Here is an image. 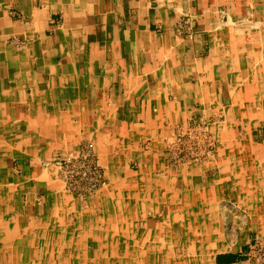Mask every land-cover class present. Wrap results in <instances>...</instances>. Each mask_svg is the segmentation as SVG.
<instances>
[{
  "label": "crops",
  "instance_id": "1",
  "mask_svg": "<svg viewBox=\"0 0 264 264\" xmlns=\"http://www.w3.org/2000/svg\"><path fill=\"white\" fill-rule=\"evenodd\" d=\"M248 6L264 0H0V264L246 262L249 222L264 230V109L233 45ZM219 113L214 160L173 173L165 140ZM87 139L109 187L83 212L40 161ZM162 206L176 221L150 226Z\"/></svg>",
  "mask_w": 264,
  "mask_h": 264
},
{
  "label": "rangeland",
  "instance_id": "2",
  "mask_svg": "<svg viewBox=\"0 0 264 264\" xmlns=\"http://www.w3.org/2000/svg\"><path fill=\"white\" fill-rule=\"evenodd\" d=\"M248 10L250 14L252 15V17L254 18L252 22L248 24H244L241 27L240 26L237 27V28H240L239 35L240 37H242V40L240 42L242 43V45H240L241 47H239V45H236L234 43L233 45L234 47L239 48V51H238L239 55L244 57L245 61L242 62V66H243V69H245L248 72V76H249V81H250L249 86H248L249 95L247 97L245 96L248 101L245 104H247L250 108H252V111H255V112L258 111L260 113H263L262 111L264 109L263 108L264 106V8L257 10L256 7L248 6ZM257 14H260V16H258ZM185 25L188 26L189 23L185 22ZM238 53L237 51H235L234 58L237 57ZM223 117H224L223 113H219L218 115H215V117L202 118V119H196L195 117L192 116L190 118H187L184 125H180L179 127H177L174 133L171 134L170 137L165 140V144H166L165 145V152H166L165 157L166 159L168 158L169 164H170V167L172 168L173 173L174 172L178 173L180 167H186L188 170H191L193 167H197L201 164H204L205 162L209 160L210 161L214 160L218 149L221 146H223L224 141L214 134L212 127L215 124V122L222 120ZM89 143L94 144L93 151L98 159V162L101 166L102 171H104V176L106 177L107 183L104 186H101L93 194L85 196V198L81 197L74 191L68 190L67 186L64 185V190L68 194L70 193V195H72V198H73V201L72 200L67 201L65 205L73 206L75 204L76 205L75 211L80 210L84 212L91 208H95L97 205L92 203L91 201L93 196H95L97 192L100 193V191L107 189L109 187L108 186L109 181L107 179L106 171H105L104 166L99 161V157H98L97 150H96V144L94 143V141H92L91 139L82 140L76 146L74 145L73 147H70L68 148V150H65L63 153H61L63 154V156H60L61 154L58 153L56 154V158L42 159L40 161V165L42 168L54 171L58 179H61V178L63 179L62 170L58 169V167L54 164L55 161L62 159L71 153L79 152L80 149H83ZM147 144L148 143L146 142L145 145ZM207 151L209 152L206 153ZM253 158L256 159L255 156H253ZM130 167H132L135 170H138L140 168L136 164V162H132V164H130ZM254 168L255 166L252 168V170ZM218 169L219 167L214 168V170L216 171ZM236 170H237L236 173H239L238 171H240V169H236ZM141 171L146 172V173L152 172V167L143 166L141 167ZM15 174L17 176H23L24 173L23 171H21L20 168H18L15 171ZM232 177L234 176L232 175ZM236 178H239V177L235 175L233 180H235ZM249 185L250 186L253 185L252 182H250ZM233 186L235 185L233 184ZM132 189H134L133 192H135L136 194L140 195L141 193L142 196L145 195L142 192L141 186L139 184L136 185V187L133 186ZM137 189L140 191V193ZM219 189L221 190L220 195H222L224 199V205L229 203L228 207H230V204H232V202L237 201L240 203V199H238L237 197H231L228 193L223 194L224 189H225L224 190L225 192L227 191L229 192V189H227L226 186H223L222 184V187H219ZM33 193L35 195L34 197L35 203L43 207L44 202H45V195L42 193V191H37V190ZM23 194L25 195L26 193H23ZM126 198H125V203L119 200V205L123 206L125 210L128 207V202H126L127 201ZM255 198L248 197L245 199V201L249 204H252V200L255 203V200H256ZM257 200L260 203L262 202V199L257 198ZM187 201L185 199V202ZM162 209H163V213L161 212V214L159 213L154 214L152 210L144 214V218L146 216L148 220H150L149 221L150 226L156 225L157 222H161V221H168V222L176 221V218L170 219L171 218L169 216L170 214L165 210V206H162ZM89 215L86 214L87 217ZM120 215L122 217H128V213H123V211L121 212ZM255 225L256 224H252L249 222L248 229L245 230L246 228H244L245 230L244 234L246 235V237L250 238V242L248 243V248H247L248 250L245 255L246 262H244L243 264H263V263L258 262L254 257L250 258L248 255V252L250 251V249L256 242L260 240H264V230L258 231L255 228ZM171 237L172 236H171V231H170L166 233V235H164L162 239L171 238ZM32 249L33 248L31 246L30 250ZM90 256H92V253ZM199 256L200 255H197L195 257L196 258L195 260H191L188 262L187 259L189 258V256L184 253L180 256H177V260H180L179 263L177 264H197V263L209 264L210 263V261H208L207 259L201 262L199 260ZM205 257L208 258L207 256ZM174 261H175L174 257H171V260L168 261V264H176ZM17 264H20V262L17 261ZM161 264H164V263H161Z\"/></svg>",
  "mask_w": 264,
  "mask_h": 264
},
{
  "label": "built area",
  "instance_id": "3",
  "mask_svg": "<svg viewBox=\"0 0 264 264\" xmlns=\"http://www.w3.org/2000/svg\"><path fill=\"white\" fill-rule=\"evenodd\" d=\"M93 147L94 144L89 143L79 152L71 153L54 163L58 169L62 170L63 181L68 190L74 191L84 198L107 183ZM248 255L264 264V240L256 242Z\"/></svg>",
  "mask_w": 264,
  "mask_h": 264
}]
</instances>
